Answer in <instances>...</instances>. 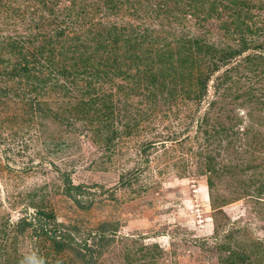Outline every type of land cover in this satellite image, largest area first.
<instances>
[{"label":"rangeland","instance_id":"1","mask_svg":"<svg viewBox=\"0 0 264 264\" xmlns=\"http://www.w3.org/2000/svg\"><path fill=\"white\" fill-rule=\"evenodd\" d=\"M260 52L264 0H0V264H264Z\"/></svg>","mask_w":264,"mask_h":264},{"label":"trees","instance_id":"2","mask_svg":"<svg viewBox=\"0 0 264 264\" xmlns=\"http://www.w3.org/2000/svg\"><path fill=\"white\" fill-rule=\"evenodd\" d=\"M229 54L224 55V62L228 59ZM159 58H163L162 56H159ZM245 63L247 64H255L256 66H260V65H264V54L262 52H260V54H254V56H250L247 57L245 59ZM224 82H226L224 80ZM199 87H203V83H200ZM226 90H229V88H227ZM240 96V94L238 95ZM246 102H250V98L246 96ZM260 106V110L264 111V101L259 102ZM247 114H249V112H246ZM152 144H146L144 145L141 149H140V153L142 154V156L146 155V152L149 150V148L151 147ZM247 147V145H246ZM235 153H237V150L233 149ZM248 153V155H247ZM239 154V153H237ZM242 154L244 156H242V158H239L236 162H234V166H233V170H238L241 174H248L249 177V183L254 186V190L253 193H255L256 195L258 193H262L264 192V177H263V173H255L254 170L256 169L254 166H250V153L248 152L247 148L245 149V151H242ZM262 166L264 167V164H262ZM56 173L59 175V177L61 178V182H62V191L64 193H76L79 192L80 189L84 188L83 185H74L71 183L69 174H67L66 172H59L56 171ZM258 177V178H256ZM255 178V179H254ZM253 180V181H252ZM208 186L210 187V183L209 181H207ZM249 196V195H247ZM251 196V195H250ZM256 197V196H254ZM257 198V197H256ZM35 215H38L41 219H43L44 221H46L49 218V215L44 214L43 212H36ZM23 221H20V224H22ZM30 224V223H29ZM43 228V227H41ZM40 228V229H41ZM49 238L52 240L54 245H59L57 248V251H64L66 250L65 247L68 248V246L66 244H64L63 239H64V233H60L54 237V236H49Z\"/></svg>","mask_w":264,"mask_h":264}]
</instances>
